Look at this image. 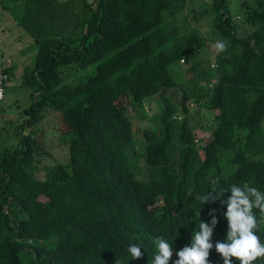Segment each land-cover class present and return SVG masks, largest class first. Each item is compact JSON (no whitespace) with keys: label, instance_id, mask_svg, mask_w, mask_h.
Wrapping results in <instances>:
<instances>
[{"label":"trees","instance_id":"16d2710c","mask_svg":"<svg viewBox=\"0 0 264 264\" xmlns=\"http://www.w3.org/2000/svg\"><path fill=\"white\" fill-rule=\"evenodd\" d=\"M229 2L0 0L37 45L18 130L44 107L58 111L69 154L38 178L45 146L33 129L0 154V264H153L157 238L174 264L201 221L212 227L208 264H223L215 244L226 241L231 194L197 197L244 183L264 192V0H232L234 14ZM221 39L228 50L209 52ZM154 96L160 109L137 150L132 117ZM190 102L210 117L209 138H196ZM256 234L264 243V224Z\"/></svg>","mask_w":264,"mask_h":264},{"label":"rangeland","instance_id":"374dc122","mask_svg":"<svg viewBox=\"0 0 264 264\" xmlns=\"http://www.w3.org/2000/svg\"><path fill=\"white\" fill-rule=\"evenodd\" d=\"M199 1L207 2L209 0ZM238 1L239 0H236V2ZM231 2H229V9L232 14H234L236 13L237 8ZM18 7L14 8V6H11V4L9 5L10 10L18 9L17 11L22 13V11L24 10L22 4ZM3 10L5 12H2V14L5 13V15L7 16L8 14H10L8 9ZM10 17L15 20V18H13L14 16L12 17L11 14ZM5 20L12 21L8 18H6ZM206 23L207 20L205 19H200L197 21V26L200 27L199 29L203 34H205L208 29V25ZM11 27L14 28L10 32L8 31L7 34H3L0 32V34H3L6 39L1 40L0 38V43L3 44L2 46L0 45V48L3 50L9 47V49H5V51L11 53L10 58L13 60L14 69L16 68V66H18V69H21V74L26 71V80H28L29 74L31 70H33V66L35 63L37 45L33 42V47H30L32 46L29 45V42H31V37L27 33H25V31L20 25H17L16 23L14 26ZM4 43H6L5 46ZM20 46H23L24 48L28 47V51L24 52L27 53V55L23 59H20L21 50H23L22 48H19ZM212 46L213 45L211 43L208 44L209 52H215ZM171 69H173L174 72H178L180 70V67L177 65H172ZM182 69L183 78H189L191 73L185 68ZM4 88L5 95L3 100L0 102V154L3 152V150H8L7 152H10L11 150H14L17 147V143H19L18 132L20 131L18 130V127L27 119V115L23 113V110L28 108L32 103V87L29 86V83L26 81L23 83L21 82L17 71H15L14 75H11L9 79L5 82ZM167 93V95L170 94L173 99H179V90H169ZM158 102L159 100L157 96H154L152 99H148L144 102L143 109L146 115L143 119L138 116L139 114H141V108H135V115L134 117H132L135 135L133 141L134 147L137 150L143 149L141 131L147 126L151 125L149 122V117L153 116L159 111L160 108ZM123 103H125V100H123ZM189 108L194 116L192 120H194L193 123L196 125V138H199V140L201 138H209L211 130L208 129L209 126H204V124L210 123V117L205 114L203 110L197 107L196 104L193 102L189 103ZM43 112L46 113V116L43 119H39V121H33L31 127L27 126V124H25L24 127H20L21 129L23 128V131H20L21 134L29 133L30 129L35 130L40 142L43 143L45 146V154L43 155L44 159L43 162L38 164L39 170L36 173V176L38 178H43V167L50 166L55 163L66 162L69 156L67 145L60 138L62 131V128L60 127L61 114L58 111H54L46 107H44ZM22 257L23 261L26 262L24 256Z\"/></svg>","mask_w":264,"mask_h":264},{"label":"clouds","instance_id":"9594fccd","mask_svg":"<svg viewBox=\"0 0 264 264\" xmlns=\"http://www.w3.org/2000/svg\"><path fill=\"white\" fill-rule=\"evenodd\" d=\"M212 47L216 54H221L228 50L229 44L221 39L216 41ZM211 191L216 195L197 197L201 204L219 199L224 192L231 194L227 200H221V203L226 206L223 214L228 223L226 241L215 244V250L222 257L223 264H231V258H235L239 264H253V261L264 257V243H261L256 234L259 225L264 224V192L248 183L242 186L233 184L230 189L214 188ZM254 209L259 210V221ZM209 215L213 216L211 224L215 226L217 221L214 212H210ZM211 236L212 227L201 221L199 230L191 236L190 245L177 252L178 259L174 264H208L209 250L213 247L210 243ZM156 243L158 254L153 264H167L171 256V245L160 238H157ZM128 252L132 259L142 255L139 246L130 245Z\"/></svg>","mask_w":264,"mask_h":264},{"label":"crops","instance_id":"0c3cea01","mask_svg":"<svg viewBox=\"0 0 264 264\" xmlns=\"http://www.w3.org/2000/svg\"><path fill=\"white\" fill-rule=\"evenodd\" d=\"M2 12H5V11L2 8H0V32L3 33V34H7L8 31L10 32L14 28V27H11V26H14L17 23V21H16V19L15 20L12 19L10 17V14H8V16H7V15H5V13L2 14ZM6 18H8L9 20H12V21H6L5 20ZM3 34H0V38H1V40H6ZM29 43H30L29 45H32L30 47H33L34 43H33V40L32 39H31V42H29ZM5 44L6 43H4V46H5ZM0 45L2 46L3 44L0 43ZM19 48H22L23 49V50H21V58H20V59H23L27 55V53H24V52L25 51H28V47L24 48L23 46H20ZM5 49H9V47H7ZM5 49L2 50L0 48V52H1L0 53V62L2 60H4V59H10L11 60V67L13 68L12 69L13 75H14L15 71H17L18 74H19V79L22 82V79H21V76H22L21 69L20 68L18 69V66H16V68L14 69L13 60L10 58L11 57L10 56L11 53L10 52H6ZM15 55H17V54H15Z\"/></svg>","mask_w":264,"mask_h":264},{"label":"built area","instance_id":"2783aa9c","mask_svg":"<svg viewBox=\"0 0 264 264\" xmlns=\"http://www.w3.org/2000/svg\"><path fill=\"white\" fill-rule=\"evenodd\" d=\"M183 62V59L180 60ZM210 66L213 68L216 66L215 62L210 63ZM11 67V60L10 59H4L0 62V102L3 100L5 95V82L8 79L6 70ZM212 83H209V86H211Z\"/></svg>","mask_w":264,"mask_h":264}]
</instances>
